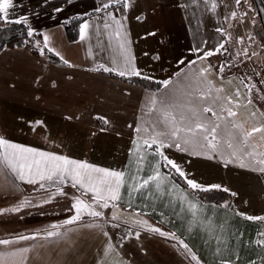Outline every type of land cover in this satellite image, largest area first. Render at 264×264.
I'll use <instances>...</instances> for the list:
<instances>
[{"label": "crops", "instance_id": "crops-1", "mask_svg": "<svg viewBox=\"0 0 264 264\" xmlns=\"http://www.w3.org/2000/svg\"><path fill=\"white\" fill-rule=\"evenodd\" d=\"M101 2L14 0L16 8L10 13L9 19L26 15L31 28L49 35V46L60 54L57 55L59 59L63 56L75 67L66 66L61 59L60 62L54 61L45 53L36 54L16 46L3 47L0 50V136L41 151L67 155L100 167L146 178L151 174L148 162L152 159L153 150H146L148 156L141 163L142 170L137 173L132 141L136 138L135 127L151 119L150 115H146L148 98L154 95L159 97L165 91L162 83L156 85L157 82L171 78L174 83L191 84L195 88L191 74L211 65L213 71L209 78L217 86L221 84L222 76L224 86L231 92L239 86V78L251 77L264 92V84L260 83L264 80V57L260 55L248 59L240 57L235 49V58L227 55L230 59H225L223 54L226 51L222 50L218 53L219 58L215 54L203 62L197 59V54L191 51L193 48L211 49L206 48L209 44L204 26V16L208 15V11L204 8L200 12L201 20L199 26L195 24L198 27L195 28L192 12L185 7L184 0H133V6L123 13L127 16L124 25L131 41L135 67L141 72L136 77L147 76L156 86H145L104 72L88 71L97 63L110 66L113 50L117 47L115 39L109 41L108 31L103 29V14L94 12ZM254 6L249 9L250 23L255 24L252 28H256L258 23L264 29V0H255ZM56 8L63 10L56 12ZM121 14L116 11L118 17ZM78 16H84L81 23L87 20L91 25L88 38L83 41L80 33L76 40H70L65 28L66 21ZM137 16L141 19L138 20ZM194 32L202 34L199 40ZM181 59L185 60L184 64L178 63ZM191 60H197V63L189 65ZM221 64H231V70L225 68L223 74H218ZM240 65H247L245 73L240 72ZM250 65L255 69L256 65L262 67L255 71ZM178 72L179 77L175 75ZM186 76L189 79H185ZM228 80H232V84H228ZM253 99L256 107L264 111V101L257 99L255 94ZM248 111L241 109L238 118L244 119ZM69 116L72 119H67ZM97 116L107 117L110 123L102 125L95 118ZM36 121H42L43 124L35 126L34 131ZM251 124L249 120L246 126L251 127ZM102 127L107 130L101 131ZM253 143L260 144L259 134L253 138ZM260 150L264 151V147ZM165 153L182 166L189 178L205 186L221 184L236 192L237 196L233 197L230 192L212 190L203 197L202 192L190 189L184 179L169 167L161 170L169 174L171 183L178 184L179 189L173 192L169 183L170 194L160 195L153 187L155 196L145 191L144 199L134 193V208L122 207V210L148 213L145 219L164 231L175 232L189 244L203 264H218L216 240L199 223L188 231L193 217L188 211L187 202L179 198L183 192L189 200L202 206L201 218L208 217L211 220L216 235H220L219 229L223 226V235L228 239L229 247L239 252V264H248L249 260H256L260 264L264 250L252 242L259 231H264V223L247 221L235 213L264 215V176L232 164L225 167L218 157L208 160L179 152L175 148L165 149ZM11 184L16 187L13 188ZM62 187L67 195H55L50 203H43L56 193L55 185H45L41 189L39 185H28L16 179L10 171L7 176L0 175V209L10 208L25 198L33 205H40L29 206L18 213L0 215V239L14 238L20 234L31 235L49 228L51 224L62 223L73 215L69 211L73 202L71 198L80 195V191L72 188L70 182ZM124 198L127 199L126 194ZM225 204L229 207H224ZM107 211L110 213V210ZM32 216L36 218L30 219ZM92 222V218L85 216L80 222L60 229L65 233L63 237L47 241H20L7 248H32L29 264H97L107 238L98 230L85 226ZM105 230L128 264H190V257L185 255L174 240L146 231H142L137 240L126 237L122 229L109 226ZM4 250L6 246L0 245V251Z\"/></svg>", "mask_w": 264, "mask_h": 264}, {"label": "snow or ice", "instance_id": "snow-or-ice-1", "mask_svg": "<svg viewBox=\"0 0 264 264\" xmlns=\"http://www.w3.org/2000/svg\"><path fill=\"white\" fill-rule=\"evenodd\" d=\"M192 2L195 4L197 0H192ZM203 3L205 6L210 3L213 12L218 7L217 0H203ZM235 4L240 5L241 0H235ZM132 6L133 0H102L94 9L96 14H103V29L108 31L109 41L115 39L117 47L113 50L114 54L111 57L110 66L105 63H97L94 67L87 69L88 71L116 73L121 77L129 74L141 75V72L135 67V57L132 55L130 47L131 41L124 25L127 16L123 13L127 12ZM15 8L14 0H0V21L5 24L23 23L27 25L28 17L26 15L9 19L10 13ZM112 9H115V11ZM62 10L61 8L55 9L56 12ZM116 11L122 14L118 17ZM244 15H247V13L245 12ZM230 16L235 19L237 16L236 11H232ZM137 19L139 20L141 17L137 16ZM90 27L91 25L87 20L80 24L79 31L82 41L88 38ZM97 31H99V25H97ZM216 31L221 34L223 39L214 49L204 50L195 47L191 50L194 54H197V59L201 62L220 53L222 50L227 51L225 43L230 38V33L219 27ZM34 35H43V47H39L41 55L45 53V50L55 52L49 46V35L37 33L35 29L29 26L27 36L33 37ZM149 35H155V33H149ZM240 42L242 43V38ZM203 43L206 44V41ZM36 44L39 46L40 41H36ZM55 54L60 55L58 52H55ZM89 55H92L91 49H89ZM238 55L240 54L238 53ZM242 55L251 59V56H255L257 53H252L249 56L248 51L245 49ZM158 58L156 57V59ZM60 59L66 66L75 67L63 56H60ZM178 63L184 64L185 60L181 59ZM196 63L197 60L188 62L189 65ZM226 67L231 68L232 65L221 64L218 74H223ZM212 71V66L208 65L191 74V79L195 82V88H192L191 84L174 83L171 78L163 80L161 83L165 91L159 97L154 95L148 98L146 115H150L151 119L143 121L135 127L136 138L132 141V154L136 156L137 173L142 170L141 163L148 156L146 150H153L151 153L152 159L148 162L151 174L147 175L146 178L138 175H128L120 170L100 167L67 155L41 151L11 142L0 136V175L7 176L8 171H10L16 179L28 185H39L41 189L45 185H55L56 193L53 194V197L44 200L43 203H50L51 198H54L55 195H67L62 187L66 182H70L72 188L80 191V195L71 198L73 202L69 211L73 212V215L63 220L62 223L51 224L49 228L38 230L31 235L20 234L14 238L0 239V245L6 246V250L0 251V264H29V254L33 251L32 248L23 247L8 250L7 246L20 241L36 239L47 241L52 238L63 237L65 233L61 232L60 229L80 222L85 216L93 220L92 223L85 226L98 230L107 238L103 254L97 264H128V261L121 257L118 247L113 244L109 232L105 230L109 226L113 229H122L126 237H134L137 240L140 239L142 231L174 240L183 249L185 255L190 257V264L191 262L203 264L196 252L175 232L164 231L160 227L151 224L148 219L144 218L148 213L143 211L125 212L122 207L134 208V193L138 194L140 199H144L145 191L149 195L155 196L152 191L153 187L160 195L170 194L168 192V184L171 183L169 174L161 170L169 167L179 177L183 178L192 190L203 192L217 190L225 193L230 192L233 197L237 196L236 192L223 187L221 184L205 186L195 179L189 178L188 173L185 172L182 166L165 153V149L168 148H175L179 152L208 160L218 157L225 167L232 164L264 176V151L260 150L261 147H264V111L256 107L253 99L255 94L257 99L264 101V92L257 87L251 77L239 78V86L229 92L224 86L222 76L219 86L209 78ZM175 75L179 77L180 73L178 72ZM144 78L149 79L147 76ZM185 79H189V76H186ZM227 83L232 84V80H228ZM260 83L264 84V80H261ZM170 85H172L171 88ZM53 86L55 85L53 84ZM241 109L250 110L244 119L238 118L241 116ZM95 118L102 125L110 123L105 116ZM67 119H72V117L69 116ZM249 120L252 121L251 127L246 126ZM42 124V121H36L33 130L35 131V126ZM129 127H132V125H129ZM105 130L107 129L101 128V131ZM256 134H259L260 144L253 143ZM11 186L16 187L15 184H11ZM179 187L178 184L171 183L173 192ZM125 194L127 196L126 200L124 198ZM179 198L187 202L188 211L193 217L189 223L188 231L192 230L194 224L199 223L216 240V254L219 256L218 264H239V252L229 247L228 239L223 235V226L219 229L220 235H216V228L211 220L208 217L201 218L202 206H198L197 203L189 200V197L183 192L180 193ZM29 206L37 207L40 205H33L29 199L25 198L10 208L0 209V215L18 213ZM224 207H229V205L225 204ZM107 210H110V213ZM235 214L247 221L264 223V215H249L244 212H236ZM252 243L264 250V231H259ZM225 252L227 255H224ZM112 257L118 259L112 260ZM248 264H257V262L256 260H249ZM260 264H264V257L261 258Z\"/></svg>", "mask_w": 264, "mask_h": 264}, {"label": "rangeland", "instance_id": "rangeland-1", "mask_svg": "<svg viewBox=\"0 0 264 264\" xmlns=\"http://www.w3.org/2000/svg\"><path fill=\"white\" fill-rule=\"evenodd\" d=\"M185 7L192 12V20L194 21V26L197 24L199 26L200 12L204 8L208 11L204 16L206 27V32L208 34V44L206 48L210 47L214 49L216 45L222 41L221 34L216 30L218 27L223 28L227 33H230V38L227 39L225 43V48L227 49L224 52L223 57L225 59L235 58V49L239 52L240 57H245L242 55L243 51L246 49L251 56L252 51L257 53V55L264 57V29L262 24H256V28H252L255 24L250 23L251 16H249V9L255 8V0H241L240 5L235 4V0H217L218 7L215 12L211 10L210 3L205 6L203 0H197L194 4L192 0H184ZM199 11V13L196 10ZM187 10V11H188ZM232 11H236L237 16L235 19H232L230 14ZM247 15H244V13ZM203 14H206L203 12ZM227 17V19H226ZM259 19V17H258ZM197 25L195 28H198ZM209 31V32H208ZM214 31V32H213ZM197 40L200 39L201 33L194 32ZM255 35V36H254ZM242 38V43L240 42ZM233 49V50H232ZM206 50V49H204ZM225 55V56H224ZM229 57H226V56ZM218 56V53L216 54ZM219 58V56H218ZM252 67V65H250ZM262 66L256 65V69L260 70ZM247 65H240V72L245 73ZM255 69V67H252ZM255 69V71H256ZM227 71H230L231 68L226 67ZM7 117V116H6ZM37 217V215H34ZM32 216L30 219H35L36 217Z\"/></svg>", "mask_w": 264, "mask_h": 264}, {"label": "trees", "instance_id": "trees-1", "mask_svg": "<svg viewBox=\"0 0 264 264\" xmlns=\"http://www.w3.org/2000/svg\"><path fill=\"white\" fill-rule=\"evenodd\" d=\"M84 16H78L72 19H69L65 22V28L70 40H76L79 37V26ZM29 24H5L2 22L0 24V50L5 46H16L25 48L33 53L40 54L39 47H43V35H34L33 37L27 36V29ZM37 33L43 34L41 31L36 30ZM40 41V45L37 46L36 41ZM45 54L50 57V59L60 62L61 60L54 52H48L45 50ZM112 76H116L125 80H129L132 82H136L145 86H152L153 82L149 79H145L144 77H121L116 73H108ZM161 82H157L156 85H160ZM153 85V86H156ZM203 195L206 192L200 191ZM208 192V191H207ZM210 193L212 191H209ZM214 194V192L212 193ZM231 195V194H230ZM207 196V195H206ZM205 197V195L203 196ZM210 199V198H209ZM219 200V199H218ZM231 204V202H229Z\"/></svg>", "mask_w": 264, "mask_h": 264}]
</instances>
